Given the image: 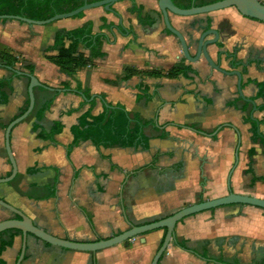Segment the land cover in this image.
<instances>
[{"label": "crops", "instance_id": "crops-1", "mask_svg": "<svg viewBox=\"0 0 264 264\" xmlns=\"http://www.w3.org/2000/svg\"><path fill=\"white\" fill-rule=\"evenodd\" d=\"M264 4V0H258ZM179 5H183L178 1ZM141 8L140 18L131 9ZM157 0H123L112 12L96 8L80 18L46 26L0 21V45L18 60L15 70L32 75L45 88H36L31 114L10 134L17 175L0 184V200L21 212L48 235L75 243H93L166 219L178 211L228 195L264 200V24L243 18L233 8L182 18L169 15L171 26L190 44L203 30L227 27L225 53L208 49L223 71L211 69L203 58L191 64L177 39L165 27L149 30L148 13ZM90 25L102 34V58L68 77L46 57L59 31ZM199 27L197 30H193ZM89 59L88 51H79ZM233 55V58L229 56ZM176 67L191 71L175 80L146 76L124 81V70L165 74ZM6 104L0 105V179L11 168L4 147L6 126L27 108L29 81L0 66ZM76 87L81 89L76 93ZM90 95L86 99L83 92ZM82 97H81V96ZM103 97V100L101 99ZM50 106L39 122L36 114ZM106 105L123 107L146 122L142 144L101 147L92 141L73 143L71 128L88 125ZM250 121L256 122V133ZM54 124L62 132L52 141ZM38 125L39 130H33ZM255 135V136H254ZM257 136V138H256ZM260 136V137H258ZM31 171V172H30ZM229 178V188H228ZM0 208V222L12 219ZM165 232L158 230L95 254L64 250L18 231L0 234V264H151ZM264 248V210L230 205L204 211L176 224L158 264H239L234 247ZM183 244L187 251L178 247ZM252 264H264V258Z\"/></svg>", "mask_w": 264, "mask_h": 264}, {"label": "water", "instance_id": "water-1", "mask_svg": "<svg viewBox=\"0 0 264 264\" xmlns=\"http://www.w3.org/2000/svg\"><path fill=\"white\" fill-rule=\"evenodd\" d=\"M119 1L120 0H103L91 4L84 3L82 7L78 8L73 12L62 15H56L42 22H34L19 17H11V16H0V21L3 20L15 21L28 26H46L59 20L73 18L78 14L96 8H103V10L106 12H112V7ZM229 8H233L243 18L254 20L264 24V4H262L258 0H222L200 7H191L189 9H179L172 3L171 0H157V11L148 13L150 20H153L152 25L148 26V29L153 31L157 30L162 24L165 27V29L177 39L179 46L181 48L182 56L188 63L193 64L197 62L200 58H203L211 69L223 75L236 77L237 89L240 94V97L242 98L240 73L236 71L233 72L223 71L218 64H216L211 60L208 53V49L210 47L212 46L215 47L217 45L220 37L219 35L220 29L215 30L209 28L207 30H203L194 43L195 52L192 55L190 54L189 42L186 41V39L171 26L169 21V15L188 18V17L205 15ZM198 28L199 27H195L193 30H197ZM7 70L12 71L14 74L18 76L25 77L28 79L29 81L27 88L28 105L26 110L20 116L15 118L6 126V129L4 131V147L11 171L9 176L0 179V184L10 183L11 181L14 180V178L17 175V166L13 158L10 147L11 131L16 125H18L20 122L25 120L31 114L34 108V94H33L34 89L45 88L38 82V80L33 75L12 69H7ZM228 188H229V178H228ZM230 205L251 206L254 208L264 210V200H260L248 196L234 195L229 190L228 195L223 198L201 202L199 204L184 208L178 211L177 213L173 214L172 216L157 222L148 223L138 227L130 226L126 232H123L122 234H119L115 237L109 239H102L93 243H75L71 241L60 240L48 235L47 233L43 232L42 230L34 226V224L21 212L11 207L4 201L0 200V208L9 212L13 217L12 219L0 222V234L7 231H18L21 233L23 238V249L20 256V260H21L25 247L24 241L27 236H32L43 243L64 250L95 254L99 251L106 250L120 244H125L126 242L136 237H140L145 234L155 232L158 230H165V235L162 240V243L151 261V264H158L168 244L170 243V241H173L174 228L177 223L195 214L224 206H230Z\"/></svg>", "mask_w": 264, "mask_h": 264}, {"label": "trees", "instance_id": "trees-1", "mask_svg": "<svg viewBox=\"0 0 264 264\" xmlns=\"http://www.w3.org/2000/svg\"><path fill=\"white\" fill-rule=\"evenodd\" d=\"M103 0H0V16L19 17L22 19L42 22L56 15L67 14L82 7L84 3H95ZM123 1V0H120ZM172 3L179 9H189L191 7H200L207 4L217 2L216 0L203 2V0H171ZM178 1L183 5H179ZM131 13H135L140 18L141 8L131 9ZM82 13L74 18L82 17ZM6 22V20H3ZM166 33L169 34L168 31ZM219 41L217 43L219 53H225L224 41L231 36L228 28L219 30ZM106 37L102 34L94 35L91 32L90 25L72 31H59L54 36L53 45L49 51L56 52L53 57H46V60L59 69L61 73L68 77L74 76L78 71L86 68L91 59L102 58L104 55L101 52L103 41ZM80 49L86 50L90 54L87 59L81 54ZM233 58V55L229 56ZM18 60L7 53V50L0 45V66L6 69L15 70ZM25 69L30 75L33 73V67L25 66ZM189 68L176 67L169 72L162 74L160 72L139 73L133 69L124 70V81H128L132 77L146 76L150 78H164L175 80L180 76H184L190 72ZM9 80L0 81V105L6 104L7 98L3 94V90L9 86ZM264 86H258L256 98L261 96ZM76 93L79 94L81 89L76 87ZM86 99L90 98L87 91L83 92ZM103 100V97H101ZM50 102L44 104L42 109L36 114V122L42 119L45 111L48 110ZM253 134L256 133V122L250 121ZM146 122L140 120L136 115L129 114L123 107L106 105L103 112L97 117L92 118L91 122L86 125L80 124L78 127L71 128V133L74 138L70 149L80 141L90 140L95 146L109 147L119 145L121 147H132L142 144L145 148L146 140L142 137V129ZM34 132L39 130L38 125L33 126ZM62 132V127L59 124H54L48 134L39 133V137L43 140L52 141L56 135ZM255 136V135H254ZM260 137V136H258ZM257 138V136H256ZM264 146V138L260 139ZM31 172V171H30ZM264 181V178L261 179ZM165 232V230H163ZM182 250L187 251L183 244H179ZM1 252V250H0ZM224 264L222 262H218Z\"/></svg>", "mask_w": 264, "mask_h": 264}, {"label": "rangeland", "instance_id": "rangeland-1", "mask_svg": "<svg viewBox=\"0 0 264 264\" xmlns=\"http://www.w3.org/2000/svg\"><path fill=\"white\" fill-rule=\"evenodd\" d=\"M212 0H203V2H208ZM264 258V248L259 250L253 249L251 246H247L246 243L243 247H234V260H237L239 264H252L254 260H259Z\"/></svg>", "mask_w": 264, "mask_h": 264}, {"label": "flooded vegetation", "instance_id": "flooded-vegetation-1", "mask_svg": "<svg viewBox=\"0 0 264 264\" xmlns=\"http://www.w3.org/2000/svg\"><path fill=\"white\" fill-rule=\"evenodd\" d=\"M216 1L218 2V1H222V0H216Z\"/></svg>", "mask_w": 264, "mask_h": 264}]
</instances>
